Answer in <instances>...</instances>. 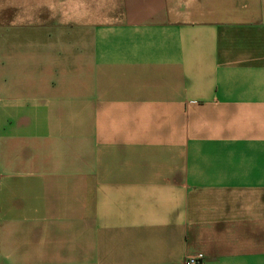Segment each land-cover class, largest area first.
<instances>
[{
	"label": "crops",
	"instance_id": "crops-1",
	"mask_svg": "<svg viewBox=\"0 0 264 264\" xmlns=\"http://www.w3.org/2000/svg\"><path fill=\"white\" fill-rule=\"evenodd\" d=\"M264 264V0H0V264Z\"/></svg>",
	"mask_w": 264,
	"mask_h": 264
},
{
	"label": "built area",
	"instance_id": "built-area-1",
	"mask_svg": "<svg viewBox=\"0 0 264 264\" xmlns=\"http://www.w3.org/2000/svg\"><path fill=\"white\" fill-rule=\"evenodd\" d=\"M181 264H203L202 256L200 254L188 256Z\"/></svg>",
	"mask_w": 264,
	"mask_h": 264
}]
</instances>
